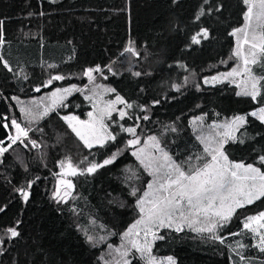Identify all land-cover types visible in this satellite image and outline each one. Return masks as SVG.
<instances>
[{"label": "trees", "instance_id": "obj_1", "mask_svg": "<svg viewBox=\"0 0 264 264\" xmlns=\"http://www.w3.org/2000/svg\"><path fill=\"white\" fill-rule=\"evenodd\" d=\"M245 11L243 0H0L4 36L0 141L4 146L10 143L8 131L15 134L14 129L5 130L4 123L16 119L25 126L17 100L40 98L56 88L81 89L0 158V264H104L107 246L120 245L123 233L139 217L131 189L137 188L140 195L150 181L127 147L132 137L122 126L138 125L140 139L156 135L161 147L186 167L199 165L205 157L193 119L202 117L212 125L244 115L246 122L236 133L237 141L226 143L224 151L233 162L264 170L258 160L264 154V123L249 115L264 106V88L254 102L237 96V87L228 82L204 84L206 78L230 69L236 45L231 33L244 25ZM193 36L199 43L193 42ZM130 42L138 55L125 52ZM96 67L102 71L94 72L95 80L89 83L84 71ZM253 69L264 72L259 65ZM54 75L65 79L45 87ZM117 95L132 107L117 103L111 119L105 118L116 140L103 148L84 147L62 117L87 120V114L95 111L94 102L99 108L100 101H113ZM120 110L128 114L123 119ZM173 127L176 131H171ZM117 150L122 151L114 164L75 183L71 199H53L59 162L66 152L79 168H85L89 162L102 163ZM32 181L25 203L16 189ZM260 211H264V200L237 210L227 226L218 230L224 243L206 239V233L163 229L159 235L165 238L155 241L153 254L172 256L176 264H236L239 256L233 249L239 241L248 245L240 251L260 264L264 254L252 247L255 238L243 228L244 219ZM9 227H16L20 236L10 239ZM93 231H104L105 243L89 241L86 233ZM130 258L132 264H144L139 255Z\"/></svg>", "mask_w": 264, "mask_h": 264}, {"label": "snow or ice", "instance_id": "obj_2", "mask_svg": "<svg viewBox=\"0 0 264 264\" xmlns=\"http://www.w3.org/2000/svg\"><path fill=\"white\" fill-rule=\"evenodd\" d=\"M243 3L246 6L243 15L244 25L231 33L236 37L237 45L233 55L239 62L230 71L212 77V81L220 82L230 79V82L235 83L239 89L236 92L237 96L250 97L255 102L257 97L261 96V90L264 88V72L257 73L253 69L254 65L264 68V0H243ZM2 23L0 21V45L4 43ZM202 34L207 37L208 33L204 30ZM192 39L194 43H199L195 36ZM125 52L134 56L138 55L131 46V42ZM0 60H3V57H0ZM4 67L11 71L7 62L4 63ZM109 70L111 71V69ZM101 71L99 67L88 68L84 71V75L87 76L89 83H92L95 80L93 73H100ZM133 75L140 76L141 73L134 72ZM237 77H240L239 82H237ZM63 79H65L63 75H54L44 86L51 85L54 80ZM205 83L208 81L205 80ZM173 87L179 90L178 85H173ZM35 90L39 92L40 88L37 87ZM74 91H81V89L75 86L56 88L51 93L50 104L43 105V112L40 115H47L49 111L62 105L66 97ZM104 91L111 92L113 89L104 88ZM93 93L95 94V90ZM86 99L91 100L92 97L88 96ZM32 103L37 107L41 106L36 101ZM117 103L124 104L126 108L132 107L131 104L117 95L114 101L106 102L102 108H98L94 102L95 114L89 112L87 121L80 120L76 116H64L62 119L68 123L69 128L83 143L84 147L91 149L98 145L103 148L109 141L116 140V135L109 131L105 118H111ZM20 111L26 118H29V122L31 119H35L32 109L22 106ZM126 115L128 114L125 111H119L121 119ZM249 115L264 123V106L252 111ZM148 118L147 115L143 117L145 120ZM198 119L201 122L203 120L202 117ZM195 122L193 121V123ZM245 122L246 117L244 115H237L229 123L210 125L212 130L224 128L225 131L223 133L215 131L214 134L198 136L204 145V153L210 159L205 160L200 166L189 165L187 170L183 167L184 162L178 163L168 151L161 147L160 139L156 135L148 136L144 140L143 146L137 147L141 144V139L137 134L138 125L133 127L122 126V131L132 137L126 141L127 147L133 149L131 154L137 158L152 179L147 183L146 190L140 195L137 194L139 191L137 188L131 189L129 194L136 197L135 207L138 210L139 219L123 233L122 241L125 243L112 250L115 255H112V252L109 253L111 259H106L105 264H132L129 257L133 256V250L139 254L144 264H158L157 257L152 254V249L155 241L165 238L159 235V229L162 228L182 232L187 227L200 235L206 233V239L224 243V238L217 234L218 230L227 226L238 209L264 200V170L251 163L233 162L224 151L226 143L237 141L236 131ZM3 128L5 130L14 129L15 134L13 135L10 130L8 131L7 139L10 143L7 146H3L4 142L0 141V157L9 151L13 144L18 141L23 143L24 140L28 139L30 130L22 127L16 119H11L10 124L4 123ZM171 131H176V129L173 127ZM29 142L33 147L37 146L35 140ZM239 142L243 143L244 141L240 139ZM121 151L117 150L104 159L102 163L89 162L85 168L73 165L70 158L61 160L59 162L63 170L61 176L94 174L98 169L114 164ZM196 159L199 160L202 157L197 156ZM258 160L261 165H264V154L260 155ZM2 162L0 160V163ZM83 162L81 161V163ZM34 182H29L26 187L16 189L25 203L29 200L28 189L32 187ZM59 183L65 184L66 189L63 196L59 190L54 193L53 199L59 198L58 202L65 200L70 195L68 189L74 187L71 181L61 179ZM243 228L256 239V243L252 247L264 254V211L247 216L244 219ZM6 234L10 239L20 236L16 227L7 228ZM229 235H239V233H230ZM92 239L91 236L88 237L89 241ZM100 239L103 240L104 237H100ZM111 247L109 245L110 249ZM247 247L248 245L237 241L236 247L233 249L235 255L239 256V261L236 264H244L245 260H247V264H255L251 257H246L240 251ZM0 255H3V252H0ZM159 264H164V261H160ZM166 264H176L174 257H166ZM260 264H264V260H261Z\"/></svg>", "mask_w": 264, "mask_h": 264}, {"label": "rangeland", "instance_id": "obj_3", "mask_svg": "<svg viewBox=\"0 0 264 264\" xmlns=\"http://www.w3.org/2000/svg\"><path fill=\"white\" fill-rule=\"evenodd\" d=\"M243 27V26H242ZM235 41H236V37H235ZM236 46L237 45H235V49H234V52H235V50H236ZM233 52V53H234ZM230 62L232 63V65H231V67H230V69L228 70V71H230L232 68H234L236 65H237V63L239 62L235 57H234V55H232V58L230 59ZM228 71H226V72H228ZM222 73H225V72H222ZM221 73H218V74H215V75H212L211 77H208V78H206L205 80H207L208 81V83H205V80H204V84H206V85H210V86H215V85H217V84H221L222 82H228V83H230L231 85H235L236 86V84L235 83H232V82H230V79H228V80H222V81H220V82H213L212 81V77H214V76H219ZM237 79V82H239V79H240V77H237L236 78ZM238 89V88H237ZM53 91H55V90H53ZM53 91H51L50 93H48V94H45L44 96H42V97H40V98H34V99H30V100H17V106H18V108H19V111H20V109H21V107L23 106V107H26V108H30V109H32V112H33V115L35 116V119H31V122H29V118H26L25 116H24V114L22 113V116H23V121H24V123H25V126L23 125V124H21V126L22 127H27V128H29L31 131H36L37 130V128H38V125H39V123L45 118V117H47L48 115H50L54 110H52V111H49V113L47 114V115H40V113H42L43 112V105H49L50 104V96H51V93L53 92ZM238 91H239V89H238ZM75 92H77V91H74V92H72L70 95H68L67 97H66V99L64 100V102L66 101V100H68L69 99V97L71 96V95H73ZM116 99V97L113 99V101ZM33 101H36V102H38V103H40L41 104V106L40 107H37L36 105H34L32 102ZM22 102V103H21ZM63 102V103H64ZM106 103H102L101 101L99 102V108H102V107H104V105H105ZM58 107V106H57ZM56 107V108H57ZM21 112V111H20ZM113 112V111H112ZM94 114H95V111H94ZM88 119H89V117H88ZM87 119V120H88ZM111 119V118H110ZM81 120V119H80ZM87 120H83V121H87ZM193 121H196L195 123H193ZM231 121V120H230ZM230 121H227V122H224V123H221V124H217V125H223V124H225V123H229ZM105 123L107 124V120H105ZM114 123H116V121H114V120H112V124H114ZM68 124V123H67ZM108 125V127H109V131H111V127H110V125L109 124H107ZM210 125H208V124H206L205 123V121H204V119L202 120V122H201V120H199L198 118H195V119H193L192 120V127H193V130H194V132H195V134H196V136H197V138H198V136H200V135H204V136H207V135H210V134H214V132L215 131H218V132H220V133H223L224 131H225V129L224 128H217V129H215V130H212L210 127H209ZM240 128V127H239ZM238 131V130H237ZM237 131H236V133H237ZM14 132H15V130H14ZM29 134V133H28ZM114 134V133H113ZM73 135H74V137L76 138V139H78L76 136H75V134L73 133ZM115 135V134H114ZM147 139V137L146 138H143V139H141V144L140 145H138L137 147H140V146H143V143H144V140H146ZM217 139H219V137H217ZM79 140V139H78ZM200 141V140H199ZM200 143H201V141H200ZM202 144V143H201ZM4 146V145H3ZM98 146V145H97ZM97 146H94V147H97ZM202 146H203V148H204V145L202 144ZM132 151H133V149H132ZM71 157V153H68V152H66V154L65 155H63V160H66V159H68V158H70ZM1 158V157H0ZM71 159V158H70ZM137 159V158H136ZM210 159V157L209 156H207L206 154H205V157H204V159H203V161H201V162H199V165H197V166H200V165H202L204 162H205V160H209ZM71 161H72V163H73V165H77L78 166V164L76 163V162H74V160H72L71 159ZM138 163H139V165L141 166V164H140V162L138 161ZM194 166H196V165H194ZM142 167V166H141ZM188 167H189V165H187L186 167H184L185 168V170H187L188 169ZM142 169L145 171V169L142 167ZM60 170H62V168H61V166H59V171ZM63 171V170H62ZM146 172V171H145ZM147 173V172H146ZM148 174V173H147ZM86 175H88V174H85V175H79L78 177H76L75 179H72V178H70V177H60L59 178V180L57 181V184H56V188L54 189V192H53V195H54V193L57 191V190H59V192H60V194H61V196H63L64 195V192H65V189H66V186H65V184H63V183H59V181L61 180V179H63V180H66V181H71L72 182V184H73V186L75 185V183L77 182V181H79V179L81 178V177H84V176H86ZM152 178L150 177V180H151ZM68 191L70 192V195H68L66 198H65V200H60V202H62V201H68L69 199H71L72 198V194H73V192H74V187L73 188H71V189H68ZM59 198H57V200H58ZM239 210V209H238ZM139 214V213H138ZM139 216V215H138ZM138 219H139V217H138ZM244 222V221H243ZM133 223H135V222H133ZM132 225V224H131ZM130 225V226H131ZM129 226V227H130ZM163 229H168V228H162V229H159V233L161 232V230H163ZM184 230H189V231H191L190 229H188L187 227H185L184 228ZM127 231V230H126ZM143 234L141 233V236H142ZM86 236L87 237H89V236H91L93 239H92V241L91 242H93V243H98V242H102V243H105V241L107 240V238H106V234H105V232L104 231H102V233H97V231H93V234L92 233H86ZM100 237H104V239L103 240H101L100 239ZM105 240V241H104ZM255 242H256V239H255ZM122 243H125L124 241H122L121 240V243H120V245L122 244ZM120 245H118V246H112L111 247V249L109 248V246H107V248H106V250L103 252V261H104V264H105V260L106 259H111V256L109 255V253L110 252H112V250L113 249H116V248H119L120 247ZM154 245V244H153ZM133 254H136V255H139L138 253H135L134 252V250H133ZM152 254H153V249H152ZM112 255H115V253L114 252H112ZM154 255V254H153ZM155 256V255H154ZM155 257H157V256H155ZM129 259H131L130 257H129ZM157 261H158V264H159V262L160 261H164V264H166V257H157Z\"/></svg>", "mask_w": 264, "mask_h": 264}, {"label": "water", "instance_id": "obj_4", "mask_svg": "<svg viewBox=\"0 0 264 264\" xmlns=\"http://www.w3.org/2000/svg\"><path fill=\"white\" fill-rule=\"evenodd\" d=\"M61 173H62V170H60L59 173H58V176H59V177H70V178H72V179H75L76 177L79 176V175H76V176H70V175L61 176Z\"/></svg>", "mask_w": 264, "mask_h": 264}]
</instances>
